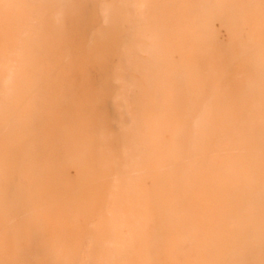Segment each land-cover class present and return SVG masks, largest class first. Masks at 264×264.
<instances>
[{
    "label": "rangeland",
    "instance_id": "1",
    "mask_svg": "<svg viewBox=\"0 0 264 264\" xmlns=\"http://www.w3.org/2000/svg\"><path fill=\"white\" fill-rule=\"evenodd\" d=\"M8 1L0 0L2 31ZM116 1L91 0L81 18L82 0H51L63 34L34 56L48 64L13 69L0 98V176L5 158H19L16 177L0 186V208L17 192L13 211L31 208L47 232L31 242L29 256L0 237V264L151 261L166 206L160 159L174 136L171 117L186 111L187 93L205 81V68L214 82L221 73L231 85L264 82V0H150L168 32L164 49L149 15ZM94 2L111 12L95 18ZM77 21L97 32L69 37ZM135 24L152 47L150 55L136 53L137 63ZM244 93L238 97H250ZM227 112L258 116L264 107ZM123 247L134 248L125 263L118 260Z\"/></svg>",
    "mask_w": 264,
    "mask_h": 264
},
{
    "label": "bare ground",
    "instance_id": "2",
    "mask_svg": "<svg viewBox=\"0 0 264 264\" xmlns=\"http://www.w3.org/2000/svg\"><path fill=\"white\" fill-rule=\"evenodd\" d=\"M8 2L4 30H0V98L9 89L13 69L47 65L34 56L44 51L43 42L63 34L58 14L50 10L51 0ZM88 2L91 0H82L79 17H85ZM150 3V0H117L114 5H137L148 14L152 34L158 38L159 48L164 49L168 32ZM92 8L95 18L98 11L111 12L108 6L95 2ZM71 26L69 37L84 38L89 32H97L79 21ZM134 27L140 41L132 52L150 55L151 45L142 38L139 26ZM184 39L188 41L186 36ZM201 39L205 41L195 36V42ZM204 75L205 81H195L192 91L187 93L186 111L171 117L174 136L160 159L166 206L152 241L153 259L144 264H264V114L227 112L231 107L238 110L264 107L261 106L264 82L231 85L222 73L218 82H214L208 68ZM244 89L245 96L250 97L241 99L238 96ZM141 115L138 112L136 118ZM2 144H7L4 139ZM18 161L17 153L4 159L0 186L16 177ZM7 201L0 208V237L9 249L22 247L29 256L31 242L44 238L47 232L36 226L31 208L25 213L16 212L21 201L17 192L10 194ZM13 207L17 210L13 211ZM22 214V218L13 220ZM122 251L118 260L125 263L134 248L123 247ZM21 261L20 264L33 262L29 258Z\"/></svg>",
    "mask_w": 264,
    "mask_h": 264
}]
</instances>
